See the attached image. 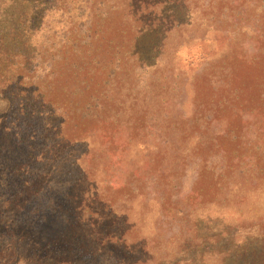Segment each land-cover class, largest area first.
Here are the masks:
<instances>
[{
    "label": "rangeland",
    "instance_id": "374dc122",
    "mask_svg": "<svg viewBox=\"0 0 264 264\" xmlns=\"http://www.w3.org/2000/svg\"><path fill=\"white\" fill-rule=\"evenodd\" d=\"M0 264H264V0H0Z\"/></svg>",
    "mask_w": 264,
    "mask_h": 264
},
{
    "label": "trees",
    "instance_id": "16d2710c",
    "mask_svg": "<svg viewBox=\"0 0 264 264\" xmlns=\"http://www.w3.org/2000/svg\"><path fill=\"white\" fill-rule=\"evenodd\" d=\"M22 62H24V61H20V63H22Z\"/></svg>",
    "mask_w": 264,
    "mask_h": 264
}]
</instances>
